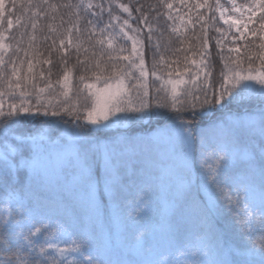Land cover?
<instances>
[{
	"label": "snow or ice",
	"instance_id": "6c2138e0",
	"mask_svg": "<svg viewBox=\"0 0 264 264\" xmlns=\"http://www.w3.org/2000/svg\"><path fill=\"white\" fill-rule=\"evenodd\" d=\"M16 10L0 264H264V0Z\"/></svg>",
	"mask_w": 264,
	"mask_h": 264
},
{
	"label": "trees",
	"instance_id": "16d2710c",
	"mask_svg": "<svg viewBox=\"0 0 264 264\" xmlns=\"http://www.w3.org/2000/svg\"><path fill=\"white\" fill-rule=\"evenodd\" d=\"M57 2H62V0H57ZM122 2L127 3L128 0H122ZM140 2L141 3H150V2H153V0H140ZM26 4H27V0H17V10L15 12V15H21V13L23 12V6ZM26 18H27V14L24 15L21 23H23ZM14 19H15V16H14ZM12 31L14 33H17V35H19V32H24L25 29L24 28L18 29V27H14ZM23 41H24V46L27 47V37H24ZM41 49L43 50V45H41Z\"/></svg>",
	"mask_w": 264,
	"mask_h": 264
}]
</instances>
